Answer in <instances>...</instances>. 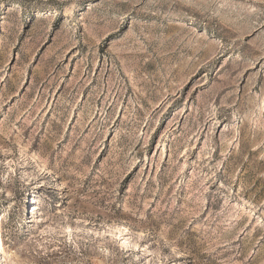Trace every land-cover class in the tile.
<instances>
[{"label":"rangeland","instance_id":"374dc122","mask_svg":"<svg viewBox=\"0 0 264 264\" xmlns=\"http://www.w3.org/2000/svg\"><path fill=\"white\" fill-rule=\"evenodd\" d=\"M0 264H264V0H0Z\"/></svg>","mask_w":264,"mask_h":264},{"label":"bare ground","instance_id":"6f19581e","mask_svg":"<svg viewBox=\"0 0 264 264\" xmlns=\"http://www.w3.org/2000/svg\"><path fill=\"white\" fill-rule=\"evenodd\" d=\"M0 244H1V235H0Z\"/></svg>","mask_w":264,"mask_h":264}]
</instances>
